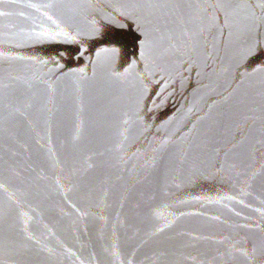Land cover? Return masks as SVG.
Returning a JSON list of instances; mask_svg holds the SVG:
<instances>
[{"label": "water", "instance_id": "obj_1", "mask_svg": "<svg viewBox=\"0 0 264 264\" xmlns=\"http://www.w3.org/2000/svg\"><path fill=\"white\" fill-rule=\"evenodd\" d=\"M0 264H264V0H0Z\"/></svg>", "mask_w": 264, "mask_h": 264}]
</instances>
